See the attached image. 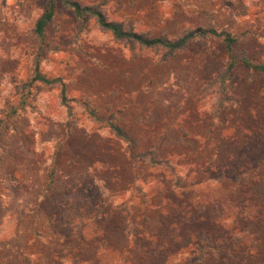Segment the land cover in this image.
Wrapping results in <instances>:
<instances>
[{
  "label": "rangeland",
  "instance_id": "rangeland-1",
  "mask_svg": "<svg viewBox=\"0 0 264 264\" xmlns=\"http://www.w3.org/2000/svg\"><path fill=\"white\" fill-rule=\"evenodd\" d=\"M74 1L153 37L220 35L163 60L62 0L43 37L49 0H0V264H264V82L242 62L224 77L222 35L238 36L237 60L264 62V0ZM37 64L51 81L23 89ZM155 146L175 174L135 157ZM239 172L260 205L236 220ZM175 203L197 206L187 233L169 227Z\"/></svg>",
  "mask_w": 264,
  "mask_h": 264
},
{
  "label": "trees",
  "instance_id": "trees-1",
  "mask_svg": "<svg viewBox=\"0 0 264 264\" xmlns=\"http://www.w3.org/2000/svg\"><path fill=\"white\" fill-rule=\"evenodd\" d=\"M66 5L69 7H72L76 16L83 19H90L92 17L96 18L97 22L100 24V26L113 34L114 38L125 41L127 43H131L132 45H139L144 48L148 49H155V50H161L163 52V60H168V58H172L177 53L185 50V48L196 39L197 36L207 37L212 36V33L214 35H220L216 32L215 29L208 28L204 29L203 31H197L195 29H188L181 33L180 35L176 37H169V36H159V37H153L151 35H146L143 32H137L133 29H127L124 27L123 22H117L113 20H108L106 15L100 11L97 7V5H86L82 6L79 2L74 0H62ZM54 11H55V3L54 0H49L48 6L45 8L44 12L39 16V18L36 21L34 33L39 36L43 37L45 35V30L48 26V24L53 20L54 17ZM223 35V41L227 47L229 59L227 61L226 68L224 69V77L226 75H229V77H232L233 70L236 68L238 63L242 62L243 65L253 70L255 73H258L260 77L262 78L264 82V62H254L250 60L248 57H244L241 60H237L234 55V45L237 44L239 41V38L237 35L232 34L231 32L227 30L222 31ZM241 63V64H242ZM224 79V78H223ZM50 82L51 80L48 79L44 74L41 73L39 70V65L37 64L34 69V76L24 82L22 85L23 89L26 86L31 85L33 82ZM20 86V84H19ZM63 90V97L66 98ZM7 108H12L10 104H6ZM8 115V114H6ZM114 116V114H111ZM100 118H98L99 120ZM3 120V118L0 119V122ZM107 126L110 128L112 132L116 134V136L126 142L131 144H136L135 139L131 138L130 135L126 130L123 129V127L116 122V119L111 120L108 122ZM134 156V155H133ZM159 153V147L155 146L153 148L147 149V151H143L135 157H139L142 161H146L150 163L151 165H159V164H165V166L171 171V174H175V165L169 164V159L160 158ZM169 161V162H168ZM235 177V178H233ZM245 177V178H244ZM165 178V176H164ZM181 177L179 176L176 179V185L180 183ZM248 179H246L245 173H237L232 175V189L236 190L235 192L230 189L231 184L222 183L224 186H226L228 189H230V196L228 200L230 201V198H234L236 195V200L232 199V202L234 203V213L233 218L238 219H249L251 217V214L247 215V210L253 208V205H255V208H259L258 205L253 202V198H245V195H247L249 192H247L246 189H248ZM221 200L219 198L210 200V201H204L202 202L201 206L204 205L205 208H211L214 207L216 209L221 208L222 204L220 203ZM223 202V201H222ZM175 208H178L179 211H174L172 215L168 216V224L169 227L178 228V230H182V233H187L189 229V224H193L197 221L198 217L196 215L197 213V206L194 207V211H190L191 205L188 204H181V203H175ZM261 211V210H260ZM257 213V212H256ZM259 218L262 217V213L258 212V214H255ZM256 218L255 216L253 219ZM190 231V230H189ZM161 234V233H157ZM200 238L203 239V241L208 240V236L204 237L203 234H199ZM175 238H173L170 242H172ZM201 248V247H200ZM191 259V257H189Z\"/></svg>",
  "mask_w": 264,
  "mask_h": 264
}]
</instances>
